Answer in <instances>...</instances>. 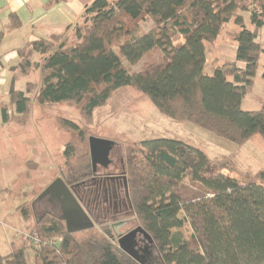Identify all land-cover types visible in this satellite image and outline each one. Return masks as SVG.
Masks as SVG:
<instances>
[{"label": "trees", "instance_id": "1", "mask_svg": "<svg viewBox=\"0 0 264 264\" xmlns=\"http://www.w3.org/2000/svg\"><path fill=\"white\" fill-rule=\"evenodd\" d=\"M239 13L249 14L254 30L244 26ZM232 20L241 27L234 40L236 60L244 67L224 65L207 75V44ZM81 21L75 25L74 46L63 33L19 51L21 74L38 71V82H28L25 91L10 89L2 109L5 122L12 120L10 107L16 121H25L35 90L38 105L79 106L91 121L115 91L131 87L177 122H192L237 145L255 136L264 139V103L257 111L243 110L264 55L258 41L264 0H93ZM157 52L162 63L138 73L123 64L134 66ZM63 156L60 178L68 186L92 176L91 157L77 156L70 144ZM125 166L133 217L152 238L162 264H264V168L242 182L215 170L201 149L168 138L142 141ZM20 212L29 219V207L20 206ZM30 232L43 246L12 244L10 254H0V264H27L28 250L38 264H141L93 231L75 239L54 217ZM54 239L56 247L49 245Z\"/></svg>", "mask_w": 264, "mask_h": 264}, {"label": "rangeland", "instance_id": "2", "mask_svg": "<svg viewBox=\"0 0 264 264\" xmlns=\"http://www.w3.org/2000/svg\"><path fill=\"white\" fill-rule=\"evenodd\" d=\"M239 14L244 16V26L254 30L249 21V14ZM81 23L82 21L79 24ZM150 25V23L144 24V28L148 29ZM74 29L75 26L64 33L69 46L77 43ZM240 30L241 27L232 20L223 26L216 41L207 44V63L204 70L207 75H212L217 67L224 65L235 64L239 68L244 67L243 63L236 60L234 35ZM259 35L258 41L264 47V29L260 30ZM160 54L157 52L134 66H130L126 61H123V64L131 73H138L146 66L162 63ZM27 78L37 81L38 71ZM36 96L37 90L31 94L30 112L21 123L15 120L10 107L11 113L8 115L12 120L9 124H20L17 129L5 128L4 126L8 124L0 123V254L2 256L10 254L13 245L18 248L24 244L20 239H13L15 231L22 229V226L17 227L18 217L19 220L23 218L20 206L30 209L29 219L23 218L28 222L24 223L28 228L32 229L38 222H42L40 217L43 213L38 210V204H36L37 211L33 212L36 198L60 177L61 169L65 164L63 154L68 144L73 146L77 156L90 157V136L116 143L113 147L114 160L121 156L125 161L126 157L146 139L168 138L184 141L201 149L209 157L215 170L242 182L252 180L264 168V139L261 136H255L242 145L231 143L192 122H177L163 115L146 95L131 87L115 91L107 105L94 111L91 121L83 118L79 106L66 103L40 106ZM261 103H264V55L260 57L255 86L243 101V110L257 111L261 108ZM71 123L78 128L73 129ZM20 128L22 131H19ZM3 132L7 133L6 138ZM8 133L11 135L10 139ZM14 147L18 151H14ZM14 226L18 229L13 230ZM90 231L75 232L74 237L82 240L91 233ZM25 232L30 231L25 230ZM93 232L100 233L96 230ZM28 247L32 248L29 245ZM150 247L148 255L144 259L139 258V262L162 264L154 246L150 245ZM26 255L27 264H38L32 250H28Z\"/></svg>", "mask_w": 264, "mask_h": 264}, {"label": "crops", "instance_id": "3", "mask_svg": "<svg viewBox=\"0 0 264 264\" xmlns=\"http://www.w3.org/2000/svg\"><path fill=\"white\" fill-rule=\"evenodd\" d=\"M92 1L0 0V123L2 122V125L8 124L4 126L5 128L14 127L17 129V126H20L16 123L9 124L10 120L4 121L2 109L9 102L10 89L14 87L16 90L25 91L28 82H38V79L33 81L28 79V76L25 77L21 74L18 69L19 51L27 48L31 42L67 33L68 27H73L81 22L85 6ZM12 16L16 17L15 20L12 19ZM15 21L19 25L14 28L12 25ZM34 59L39 61V55L36 54ZM12 111V114H15V108H12ZM10 113L9 109L8 114ZM19 131L22 129L20 128ZM6 134L4 133L5 138ZM10 138L11 135L9 134ZM14 151H18V149L14 147ZM26 222L23 218L19 220L18 217L17 227L22 226V231H30L31 228L25 225ZM12 229L18 228L14 226Z\"/></svg>", "mask_w": 264, "mask_h": 264}, {"label": "flooded vegetation", "instance_id": "4", "mask_svg": "<svg viewBox=\"0 0 264 264\" xmlns=\"http://www.w3.org/2000/svg\"><path fill=\"white\" fill-rule=\"evenodd\" d=\"M113 154L114 148L108 162L101 161L89 179L73 186V194L94 226L90 230L100 232L104 238L119 246V241L136 230L138 224L130 207L125 161L121 156L114 160ZM36 204L43 213L40 221L48 216L61 221V206L55 199L37 201L33 206L34 213L37 211ZM133 243L138 259H144L151 250L148 241L137 234Z\"/></svg>", "mask_w": 264, "mask_h": 264}, {"label": "water", "instance_id": "5", "mask_svg": "<svg viewBox=\"0 0 264 264\" xmlns=\"http://www.w3.org/2000/svg\"><path fill=\"white\" fill-rule=\"evenodd\" d=\"M115 145L116 143L112 141L99 139L94 136L89 137V149L93 173L96 172L98 164L109 161V156ZM45 198L55 199L60 204L62 217L59 219L65 223L66 230L69 234L93 229V224L90 222L77 198L73 194V186H68L62 178H56L50 185H48L36 198L35 202ZM75 224H77V226L73 227ZM137 234L143 235L149 245H153V240L150 235L146 233L143 228L138 226L136 230L119 241L118 247L132 259L139 261L133 250V241Z\"/></svg>", "mask_w": 264, "mask_h": 264}, {"label": "built area", "instance_id": "6", "mask_svg": "<svg viewBox=\"0 0 264 264\" xmlns=\"http://www.w3.org/2000/svg\"><path fill=\"white\" fill-rule=\"evenodd\" d=\"M14 239H20L22 243L28 244L30 247H33L35 249H40L42 245V240L35 234H32L31 232H25L21 230H16L14 234ZM49 245L56 247L59 245V240H50Z\"/></svg>", "mask_w": 264, "mask_h": 264}]
</instances>
